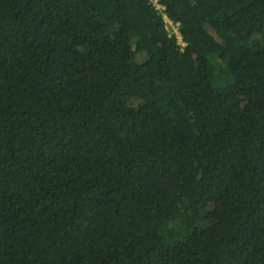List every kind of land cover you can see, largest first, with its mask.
<instances>
[{"label": "trees", "instance_id": "obj_1", "mask_svg": "<svg viewBox=\"0 0 264 264\" xmlns=\"http://www.w3.org/2000/svg\"><path fill=\"white\" fill-rule=\"evenodd\" d=\"M0 0V264H264V0Z\"/></svg>", "mask_w": 264, "mask_h": 264}, {"label": "built area", "instance_id": "obj_2", "mask_svg": "<svg viewBox=\"0 0 264 264\" xmlns=\"http://www.w3.org/2000/svg\"><path fill=\"white\" fill-rule=\"evenodd\" d=\"M150 2L152 6L162 15L165 23V29L168 32L169 36H175L177 38L178 44L182 49H184L187 44L183 40V37L179 30L180 23H175L168 17V15L166 14V7L161 4L160 0H150Z\"/></svg>", "mask_w": 264, "mask_h": 264}]
</instances>
